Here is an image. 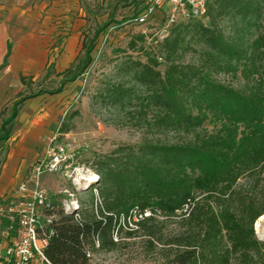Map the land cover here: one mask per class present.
Returning a JSON list of instances; mask_svg holds the SVG:
<instances>
[{
  "label": "trees",
  "instance_id": "trees-1",
  "mask_svg": "<svg viewBox=\"0 0 264 264\" xmlns=\"http://www.w3.org/2000/svg\"><path fill=\"white\" fill-rule=\"evenodd\" d=\"M136 1V15L144 10ZM96 35L83 40L81 53L62 73V84L73 82L93 62ZM227 22V25L224 24ZM141 43V45H139ZM147 35L130 42L146 60L129 57L119 64L122 79L109 82L100 95L108 104L153 111L150 129L193 133L187 140L160 138L122 145L98 158V189L104 219L94 213L58 210V219L45 251L55 264H90L88 250H112L108 212L128 214L150 210L140 222L150 245L162 242L164 219L181 217L182 230L167 246L170 264H261L264 240L255 222L264 215V0H210L204 17L182 20L155 48ZM199 51V62L188 52ZM221 71L246 80L244 88L216 79ZM26 83V78L22 77ZM49 89L20 93L0 111V174L20 109L29 98ZM213 130H202L206 123ZM67 124L61 131L67 132ZM248 176L249 184L239 180ZM137 231H127L134 236Z\"/></svg>",
  "mask_w": 264,
  "mask_h": 264
},
{
  "label": "rangeland",
  "instance_id": "rangeland-1",
  "mask_svg": "<svg viewBox=\"0 0 264 264\" xmlns=\"http://www.w3.org/2000/svg\"><path fill=\"white\" fill-rule=\"evenodd\" d=\"M8 9L16 8L35 13L41 19L43 31L40 43H35L32 55L33 71L41 67V73L26 75L27 92L49 89L60 92L44 93L43 104H47L49 113L55 120L51 125L50 136L40 145V155L47 148L55 135V145L65 149L67 167L42 175L43 187L58 199L66 198L65 189L75 191L84 204L82 213L96 212L94 187L98 188L99 178L89 182V178L98 175L95 161L111 153L122 145H140L145 140L160 138L163 141L176 142L190 139L193 133L182 131H158L150 129L147 120L152 119L153 111L147 116H140L138 107L127 109L112 106L103 100L101 91L109 82L122 79L119 64L129 57L146 60L138 49H133L130 42L139 33L147 35L146 47L155 48L157 42L169 33L165 12L158 10L146 23H140L136 17V1L139 0H0ZM150 0L141 3L143 10ZM167 3L165 8H169ZM31 9V10H30ZM96 38L92 52L93 62L77 80L62 84V73L78 57L83 40L96 35L97 31L110 21ZM227 25V22H224ZM141 45V43L139 44ZM199 51L186 54L188 62H199ZM216 79L244 88L246 80L238 73L233 75L221 71L215 73ZM67 124V132H62ZM213 130V125L206 123L199 131ZM11 147V144H10ZM10 150V148H9ZM39 155V156H40ZM89 177V178H88ZM99 177V176H98ZM249 178L239 180V186L248 185ZM15 186V185H14ZM99 190V189H98ZM98 211L101 207L98 206ZM162 242L150 245L148 235L142 229L134 236L126 231L121 233L117 246L112 250L102 249L97 241L96 249H89L90 264H170L171 248L168 240L174 238L181 230V217L164 219ZM259 223L260 227H257ZM258 238L264 240V218L255 222ZM261 264H264L262 262Z\"/></svg>",
  "mask_w": 264,
  "mask_h": 264
},
{
  "label": "built area",
  "instance_id": "built-area-1",
  "mask_svg": "<svg viewBox=\"0 0 264 264\" xmlns=\"http://www.w3.org/2000/svg\"><path fill=\"white\" fill-rule=\"evenodd\" d=\"M210 0H150L144 11L136 19L146 23L156 11L167 15V23L204 17ZM169 3V8L165 5ZM54 135L33 164L29 175L0 198V264H55L46 254V247L55 233L54 224L58 219V210L72 213L76 220L82 218L84 204L75 191L65 189L66 198L58 199L49 193L42 184L44 173L57 172L66 164L65 149L55 145ZM64 167H67L65 165ZM99 178V175H95ZM96 212L104 219L98 206L103 199L97 187H94ZM112 217V235L115 241L123 231H137L140 222L152 212L133 209L128 214L119 215L107 212ZM90 253L88 252V256Z\"/></svg>",
  "mask_w": 264,
  "mask_h": 264
},
{
  "label": "crops",
  "instance_id": "crops-1",
  "mask_svg": "<svg viewBox=\"0 0 264 264\" xmlns=\"http://www.w3.org/2000/svg\"><path fill=\"white\" fill-rule=\"evenodd\" d=\"M44 32L35 9H8L0 1V111L27 91L22 77L41 73V67L33 71L31 65L35 43L47 37ZM43 98L38 95L26 100L14 122L11 147L0 174V198L29 175L41 153V143L50 136L55 120Z\"/></svg>",
  "mask_w": 264,
  "mask_h": 264
},
{
  "label": "bare ground",
  "instance_id": "bare-ground-1",
  "mask_svg": "<svg viewBox=\"0 0 264 264\" xmlns=\"http://www.w3.org/2000/svg\"><path fill=\"white\" fill-rule=\"evenodd\" d=\"M89 178V177H88ZM97 178V176L94 178V177H90L88 180H89V182H92V181H95V179ZM264 218V215L263 216H261V219H263ZM257 227H260L259 226V223L257 224Z\"/></svg>",
  "mask_w": 264,
  "mask_h": 264
}]
</instances>
